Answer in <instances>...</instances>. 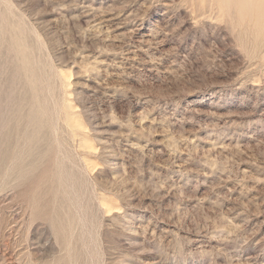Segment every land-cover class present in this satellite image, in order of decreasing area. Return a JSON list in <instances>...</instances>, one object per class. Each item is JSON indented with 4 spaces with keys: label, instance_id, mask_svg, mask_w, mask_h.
<instances>
[{
    "label": "rangeland",
    "instance_id": "1",
    "mask_svg": "<svg viewBox=\"0 0 264 264\" xmlns=\"http://www.w3.org/2000/svg\"><path fill=\"white\" fill-rule=\"evenodd\" d=\"M0 264H264V0H0Z\"/></svg>",
    "mask_w": 264,
    "mask_h": 264
},
{
    "label": "bare ground",
    "instance_id": "2",
    "mask_svg": "<svg viewBox=\"0 0 264 264\" xmlns=\"http://www.w3.org/2000/svg\"><path fill=\"white\" fill-rule=\"evenodd\" d=\"M12 39H13V38H12ZM14 39H16V38L14 37ZM17 39H18V38H17ZM20 41H21V39H20ZM11 42H13V40H11ZM12 44L14 45V47H15V49H16V52H17L16 54L20 55L19 58H21V61H22V62L19 61V60H18V61L21 62L20 64H22V69H21V70L24 71V72L22 71V72H23L22 74L25 73L24 75H27L28 73H30L31 70H29V68L27 67V63H28L29 61H27V60H28V57H27V59H26V58H25L26 56H24V51H23V46H24V45L21 44L19 41H16V40H15ZM13 45H12V46H13ZM11 48H12V47H11ZM13 49H14V48H13ZM15 49H14V50H15ZM24 50H25V47H24ZM16 54H15V55H16ZM26 54H27V53H26ZM18 55H16V56L18 57ZM16 59H17V58H16ZM20 68H21V67H20ZM18 69H19V68H18ZM30 69H31V68H30ZM20 73H21V71H20ZM26 73H27V74H26ZM31 75H32V74H31ZM22 77H23V76H22ZM24 77H25V76H24ZM31 77H32V76H31ZM28 78H30V77H28ZM25 81H26V78H25ZM29 81H30V80H29ZM31 81H32V80H31ZM31 81H30V82H31ZM30 82H29V83H30ZM26 84H27V82H26ZM28 85H29V84H28ZM32 85H34V83H33ZM30 86H31V83H30ZM30 86H29V87H30ZM29 87H28V88H29ZM30 89H31V88H30ZM32 90H33V87H32ZM28 92H29V91H28ZM31 92H32V91H31ZM35 97H36V96H35ZM26 101H27V100H26ZM37 102H38V101H37ZM26 104H27V102H26ZM36 104H37V103H36ZM41 104H42V103H41ZM38 107H40V106H39V103H38ZM38 107H37V108H38ZM18 108H19V107H18ZM18 108H17V110H18ZM19 109H21V108H19ZM39 109L41 110V108H39ZM42 110H43V109H42ZM36 111H37V110H36ZM15 112H16V111H15ZM20 112H21V111H20ZM20 112H19V113H20ZM40 112H41V111L37 112V114H38V115L41 114L40 116L42 117V116H43V115H42V112H44V111H42L41 113H40ZM23 113H24V112H22V113H20V114H23ZM44 113H46V112H44ZM16 114H18V113H16ZM16 114H15V115H16ZM20 114H19V115H20ZM23 115H24V114H23ZM23 115H21V116L23 117ZM38 115H37V119H38V117H40V116H38ZM17 116H18V115H17ZM17 116H16V117H17ZM21 116H20V117H21ZM26 116H27V115H26ZM44 116H45V115H44ZM16 117H15V118H16ZM41 117H40V118H41ZM18 118H19V117H18ZM18 118H17V119H18ZM24 118H25V116L23 117V119H24ZM17 119H16V121L19 120V119H18V120H17ZM20 120H21V119H20ZM41 120H42V119H41ZM41 120H40V121H41ZM37 121H39V120H37ZM37 121H36V123H37ZM40 121H39V122H40ZM19 122H21V121H18L17 124H19ZM39 122H38V123H39ZM38 123H37V124H38ZM21 124H22V123H21ZM21 124H19V125H21ZM15 125H16V124H15ZM41 125H42V124H41ZM41 125H40V126H41ZM42 126H43V125H42ZM14 127H15V126H14ZM18 127H19V126H18ZM16 128H17V127H16ZM22 132H23V130H22ZM27 136H28L27 138H30L29 135H27ZM31 136H32V135H31ZM33 138H34V137H33ZM33 138H32V139H33ZM36 138H37V137H36ZM36 138H34V139H36ZM30 142H31V141H30ZM9 147H10V146H9ZM13 148H14V147H13ZM15 149H16V148H15ZM26 150H28V149H26ZM11 151H12V150H11ZM13 151H14V150H13ZM23 151H25V150L23 149ZM14 152H16V150H15ZM17 152H18V151H17ZM25 153H27V152L25 151ZM29 153H30V152H29ZM23 154H24V153H23ZM30 154H31V153H30ZM2 155H3V153H2ZM25 155H27V154H25ZM28 155H29V154H28ZM5 156H6V155H5ZM5 156H4V157H5ZM7 156H8V155H7ZM23 156H24V155H23ZM2 157H3V156H2ZM11 157H12V156H11ZM15 157H16V156H15ZM17 157H19V158H17ZM17 157H16L17 159H20V160H21V157H20L19 155H18ZM9 158H10V157H9ZM9 158H8V159H9ZM2 160H3V158H2ZM9 160H10V159H9ZM23 160H25L24 157H23ZM23 160H21V161H22V164H23ZM5 161H6V160H5ZM11 161H12V160H11ZM17 161H19V160H17ZM6 163H7V162H6ZM13 163H14V162H13ZM9 164H10V163H9ZM9 164H8V165H9ZM14 165H16V164H14ZM14 165H13V166H14ZM25 165H26V164H25ZM25 165H23V166H25ZM8 167H9V166H8ZM8 167H7V168H8ZM15 167H16V166H15ZM21 167H22V166H21ZM16 168H17V167H16ZM19 168H20V165H19ZM22 168H23V167H22ZM22 168H20V169H22ZM25 168H26V167H25ZM8 169H9V168H8ZM10 169H12V166H10ZM10 169H9V170H10ZM14 170H15V169H14ZM16 170H17V169H16ZM22 170H24V168H23ZM11 171H12V170H11ZM7 172H9V171H6V173H7ZM14 172H15V174H17L16 171H14ZM23 172H24V171H23ZM23 172L21 171V173H23ZM26 172H27V171H26ZM19 173H20V172H19ZM21 173L18 174V175H21ZM10 174H11V173H10ZM8 175H9V174H8ZM11 175H12V174H11ZM13 175H14V174H13ZM18 175H17V177H18ZM22 175H23V174H22ZM20 178L22 179L23 177L21 176ZM18 179H19V178H18ZM62 226H63V225H62ZM60 230H61V229H60ZM63 233H64V232H63ZM64 235H66V234H64Z\"/></svg>",
    "mask_w": 264,
    "mask_h": 264
}]
</instances>
